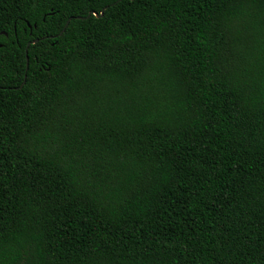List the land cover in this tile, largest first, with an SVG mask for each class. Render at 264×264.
Listing matches in <instances>:
<instances>
[{
    "label": "trees",
    "instance_id": "16d2710c",
    "mask_svg": "<svg viewBox=\"0 0 264 264\" xmlns=\"http://www.w3.org/2000/svg\"><path fill=\"white\" fill-rule=\"evenodd\" d=\"M0 44V264H264V0H0Z\"/></svg>",
    "mask_w": 264,
    "mask_h": 264
},
{
    "label": "water",
    "instance_id": "95a60500",
    "mask_svg": "<svg viewBox=\"0 0 264 264\" xmlns=\"http://www.w3.org/2000/svg\"><path fill=\"white\" fill-rule=\"evenodd\" d=\"M78 18H83V17H81V16H78ZM71 19H72V17L68 19V21H67L66 25H68V24H69V21H70ZM38 40H39V39H35V40H34V41H32V42H33V43H36V42H38ZM0 46H1V44H0ZM27 52H28V50H27ZM27 60H29V57H28V55H27Z\"/></svg>",
    "mask_w": 264,
    "mask_h": 264
}]
</instances>
